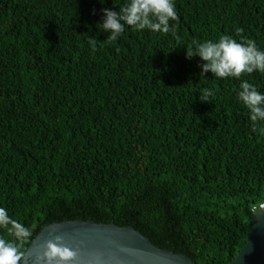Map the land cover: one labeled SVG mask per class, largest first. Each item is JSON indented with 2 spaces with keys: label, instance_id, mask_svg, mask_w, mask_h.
Wrapping results in <instances>:
<instances>
[{
  "label": "trees",
  "instance_id": "obj_1",
  "mask_svg": "<svg viewBox=\"0 0 264 264\" xmlns=\"http://www.w3.org/2000/svg\"><path fill=\"white\" fill-rule=\"evenodd\" d=\"M175 5L173 31L109 42L96 24L113 0H0V208L31 233L0 239L21 257L74 219L132 225L196 264L242 250L264 200V121L253 130L237 92H264V72L201 76L185 53L222 35L264 50V0Z\"/></svg>",
  "mask_w": 264,
  "mask_h": 264
},
{
  "label": "clouds",
  "instance_id": "obj_2",
  "mask_svg": "<svg viewBox=\"0 0 264 264\" xmlns=\"http://www.w3.org/2000/svg\"><path fill=\"white\" fill-rule=\"evenodd\" d=\"M101 5L106 0H99ZM117 8H101V19L96 27L106 33V40L117 41L126 28L136 31H150L167 34L173 31L177 19L175 0H124L123 4L114 2ZM238 32L240 30H237ZM198 56L200 75L211 73L218 79H239L242 74L264 72V50L257 47L253 40H237L230 35H222L218 40L193 41L192 47H187L186 59ZM213 93L206 89L201 95L204 101ZM237 99L249 111V119L255 130L258 121H264V92L248 81H241ZM0 228L7 231L17 240L28 238L31 233L18 221L12 220L5 209L0 208ZM65 255V259L71 256ZM21 254L17 247L4 239H0V264H18Z\"/></svg>",
  "mask_w": 264,
  "mask_h": 264
},
{
  "label": "water",
  "instance_id": "obj_3",
  "mask_svg": "<svg viewBox=\"0 0 264 264\" xmlns=\"http://www.w3.org/2000/svg\"><path fill=\"white\" fill-rule=\"evenodd\" d=\"M72 255L65 259V255ZM18 264H196L158 247L132 225L74 219L46 225ZM229 264H264V210L256 212L242 250Z\"/></svg>",
  "mask_w": 264,
  "mask_h": 264
},
{
  "label": "built area",
  "instance_id": "obj_4",
  "mask_svg": "<svg viewBox=\"0 0 264 264\" xmlns=\"http://www.w3.org/2000/svg\"><path fill=\"white\" fill-rule=\"evenodd\" d=\"M262 210H264V200L262 202H260L259 204L254 205L252 207V212H254V213L260 212Z\"/></svg>",
  "mask_w": 264,
  "mask_h": 264
}]
</instances>
